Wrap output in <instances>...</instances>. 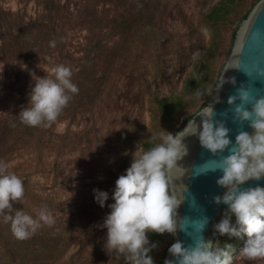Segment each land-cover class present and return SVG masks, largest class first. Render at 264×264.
Masks as SVG:
<instances>
[{"label": "rangeland", "instance_id": "obj_1", "mask_svg": "<svg viewBox=\"0 0 264 264\" xmlns=\"http://www.w3.org/2000/svg\"><path fill=\"white\" fill-rule=\"evenodd\" d=\"M216 1L0 0V13L7 18L0 20V127L27 106L35 79L50 76L57 65L70 67L72 82L90 98L45 128L38 143L21 138L0 159L32 190L20 202L10 201L12 211L0 215V264L126 262L124 255L109 254L104 247L102 225L114 202L115 181L145 150L139 136L154 126V91L183 87L216 26L214 67L219 73L223 69L233 30L250 1L232 20L213 25L201 11ZM10 24L19 28L11 29L19 41L8 32ZM93 189L108 193L104 207ZM45 206L55 223H42L30 238L17 239L5 215L22 210L36 218ZM148 236L157 244L150 253L156 264L175 236ZM246 240V234L238 239L234 264H264V259L249 261L239 254Z\"/></svg>", "mask_w": 264, "mask_h": 264}, {"label": "clouds", "instance_id": "obj_2", "mask_svg": "<svg viewBox=\"0 0 264 264\" xmlns=\"http://www.w3.org/2000/svg\"><path fill=\"white\" fill-rule=\"evenodd\" d=\"M55 46V42H52ZM193 60L197 59L193 55ZM50 76L37 77L29 93L28 104L19 112L21 123L30 127H51L57 122L68 106L78 87L72 82L70 67L57 65L50 69ZM264 75V72L259 73ZM235 83L234 79L231 80ZM225 83L222 78L215 87L217 92ZM200 96V93H197ZM218 97V96H217ZM240 104H235L237 96H230L228 103L234 105L235 119L247 121L251 132L239 131L233 143L229 139L230 129L222 120H213L212 105L196 115L201 117L198 126L193 120L186 125L184 135L161 132L159 143L147 150L137 152L124 174L118 176L112 192L113 203L102 227L107 229L105 250L109 254L125 256L126 264H155L150 254L157 244L150 242L149 233H168L176 236L182 230L177 223L180 201L173 190L174 171L177 162L188 153L182 138L196 135L200 145L214 156L226 149L229 154L214 161V167L202 165V172L220 170L222 175L216 180L224 191L214 196L216 204L226 205L223 218L213 225L215 233L228 237L246 234L247 240L240 255L249 261L264 259V187L241 188L246 181L264 177V96H252L247 89L238 90ZM219 99V98H218ZM218 99L216 101H218ZM250 104V109L243 104ZM157 139V137H153ZM231 147L229 148V146ZM24 183L14 172L9 171L6 161L0 160V215L11 211V202H20L24 197ZM94 199L101 206L109 196L106 191L93 189ZM11 201V202H10ZM235 222H232V216ZM10 221L13 235L19 240L30 238L42 226L53 225L55 218L47 207L39 209L36 218L22 210L13 215H5ZM207 217L196 222L197 231L203 232ZM233 246L219 240L197 238L191 246H185L176 239L168 252L175 258V264H234ZM164 264H174L165 259Z\"/></svg>", "mask_w": 264, "mask_h": 264}, {"label": "water", "instance_id": "obj_3", "mask_svg": "<svg viewBox=\"0 0 264 264\" xmlns=\"http://www.w3.org/2000/svg\"><path fill=\"white\" fill-rule=\"evenodd\" d=\"M261 72H264V0H257L235 32L232 50L218 75L214 91L222 78L225 79V83L215 92L213 100L196 110L175 134L184 135L186 132L184 128L188 122L191 125L193 120L199 126L201 117L196 114L209 105H212L213 120H222L225 126L230 129L229 139L233 143L239 131L251 132L252 129L247 121L240 123L235 119L234 107L235 104L241 103L238 98L239 89H247L252 96L257 94L264 96V75H259ZM232 79L235 83L231 82ZM230 96H237L234 105L228 103ZM217 99L218 101H216ZM243 107L250 109V104L245 103ZM182 140L188 147V153L177 162L174 171L173 190L180 201L176 219L178 226L182 229L175 236V240L179 239L185 246H191L201 236L205 239H213L218 235L215 233L213 225L223 218L227 207L223 203L216 204L213 201L214 196L222 195L224 191L216 183L222 172L216 170L206 174L197 175V173L203 171L201 166L205 163H207L206 167H214L213 162L228 155L229 151L226 149L223 153L218 152L214 156L200 145L198 136L189 134L185 135ZM257 185L264 187V177L259 180L250 179L240 187L247 188ZM205 217H207L208 223L200 233L197 231L196 222ZM165 259H172L175 264V258L170 255L168 249L159 264H164Z\"/></svg>", "mask_w": 264, "mask_h": 264}, {"label": "trees", "instance_id": "obj_4", "mask_svg": "<svg viewBox=\"0 0 264 264\" xmlns=\"http://www.w3.org/2000/svg\"><path fill=\"white\" fill-rule=\"evenodd\" d=\"M244 1L246 0H217L214 4L201 11V14L213 25H217L220 22L232 20L234 16H237L239 14L238 11L240 5ZM249 1L250 6L247 10H245V12L240 15L239 23L247 16L250 8L257 0ZM1 19L4 21L7 20L6 16L0 13V20ZM12 28L14 29V31L19 30L18 27H12L11 24L9 27L8 25L7 29H9L8 32H10V35L12 32ZM217 30L218 26L215 27L210 45L207 46L205 50H203L195 66L185 78L183 87L180 90L172 89L168 92L154 91L153 96L156 104V111L153 115L154 126L152 127V129L146 131L145 133H142L139 136L145 150L153 147L155 144L160 142L158 136L161 132L169 131L175 134V132L185 124V122L194 114L196 110L213 100L215 94L214 86L219 74V70L216 71L214 67L215 48L213 47V45L216 43ZM235 31L236 27L233 30V37L235 35ZM12 38L19 41V37L17 35H14L13 32ZM78 89V94L73 95L68 106L63 110L58 119L62 118L70 112H74L84 107L90 101L89 96L84 93V89L81 86L78 87ZM197 93H200L201 95L198 96ZM191 110L194 111L192 112ZM179 117H183V122L179 127H176L175 125ZM44 129L45 128L43 127H30L21 123L19 114L9 122L1 125L0 159L5 157L7 150L10 148V144L21 138H33L36 143H38L41 135L45 131ZM154 136L157 137V139H153ZM23 183L25 193H29V195L32 194V190H30V188L26 185V182L23 181ZM232 222H235V217H232ZM9 223L10 222H8L7 224ZM7 224L3 225V228L8 229ZM242 235L243 233L241 234V236ZM240 237H228L227 235H223L219 241L221 243V246L224 243L231 244L234 251H236V248L240 245V243H238V239H240ZM171 244L172 242L164 247L163 251L161 252V258L156 262V264L162 262L165 252ZM122 264H126V262H123Z\"/></svg>", "mask_w": 264, "mask_h": 264}]
</instances>
